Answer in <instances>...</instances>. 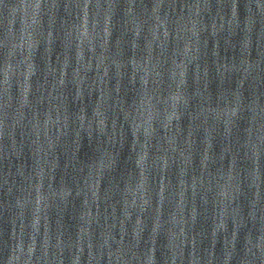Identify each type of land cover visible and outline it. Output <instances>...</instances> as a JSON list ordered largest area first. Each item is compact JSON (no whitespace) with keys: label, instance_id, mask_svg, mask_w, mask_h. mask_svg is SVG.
Returning a JSON list of instances; mask_svg holds the SVG:
<instances>
[{"label":"clouds","instance_id":"1","mask_svg":"<svg viewBox=\"0 0 264 264\" xmlns=\"http://www.w3.org/2000/svg\"><path fill=\"white\" fill-rule=\"evenodd\" d=\"M213 3L172 0L166 6L161 0L145 3L147 13L135 16V4H131L126 19L121 22L107 15L101 31L96 32L100 21L93 20L90 30L87 10L91 0H84L80 24L68 28L58 50L53 47L52 27L43 46L39 35L27 33L28 54L22 52L26 64L22 110L19 118L11 121L10 151L3 155V162L15 157L18 182L17 194L8 199L12 188L5 173L7 192L0 197V249L7 250L4 264H32L36 247L33 233H39L42 219L49 227L60 224L58 244L63 242L64 232L71 231L70 224L76 225L78 240L87 234L89 229L81 221L90 224L101 203L112 213L121 209L126 218L132 215L128 209L139 204L135 224H144L154 184L156 216L147 232L146 255L141 247L143 230L133 232L139 254L136 264H178V260L182 264L183 251L178 255L176 247L182 249L190 243L195 248L197 241L203 247L211 238L222 244V234L229 230L232 255L242 240L238 264H264V223L255 216H243L246 176L256 178L250 190L257 189L253 193L256 202L259 200L264 48L258 49L253 59L252 36L255 33L258 40H264V5L253 0H228L230 31L222 44V15L219 20L204 17H215L225 0H215V9ZM35 7L39 9V2ZM19 47L24 49L23 42ZM97 47L96 68L101 75L90 81L86 73L95 77L90 58ZM46 48L50 50L46 52ZM54 56L62 61L58 75L52 66ZM29 66L30 91L25 74ZM10 68L6 64L4 84ZM37 76L34 85L33 77ZM34 87L36 103L29 107ZM24 108L31 111L30 118ZM6 122L5 113L0 116V141ZM76 140L81 147L72 154L69 149ZM121 141L123 148L118 153ZM246 163L251 167L243 168ZM173 176L178 177L176 185L182 190L165 217L164 192ZM98 179L103 182L100 189ZM104 193L107 199H102ZM252 201L253 195L248 201L249 212ZM230 206L238 213L235 217ZM26 223L30 224L27 247ZM104 244H108L107 239ZM59 264H63L62 258ZM189 264H193L191 259Z\"/></svg>","mask_w":264,"mask_h":264}]
</instances>
